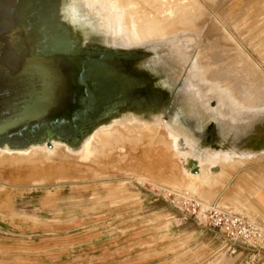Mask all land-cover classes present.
Masks as SVG:
<instances>
[{"label": "rangeland", "instance_id": "374dc122", "mask_svg": "<svg viewBox=\"0 0 264 264\" xmlns=\"http://www.w3.org/2000/svg\"><path fill=\"white\" fill-rule=\"evenodd\" d=\"M168 1L164 0L167 7L178 2ZM69 2L71 24L76 31H85L80 36L89 35V22L79 19L82 0H55L52 11L57 17L50 22V30L51 24L65 21ZM180 2L188 4L187 11L193 14H186L192 17L185 14L168 31L178 48H192L182 90L192 89L193 93L185 101L196 113L201 109L193 85L199 86L206 104L216 111L224 134L242 132L264 117V0ZM54 30L60 38L61 30ZM154 41L167 47L165 41ZM102 44L106 43L95 38L72 50L98 47L117 51H87L88 59L80 62L89 63L87 73L92 79L97 77V64L133 67L148 57L147 47L141 44ZM167 50L161 60L164 64L169 62L171 51ZM115 80L93 81L84 91L80 86L79 94L90 97H74L70 114L17 141L24 149H32L50 128L70 140L77 136L82 139L112 104L122 102L121 109L134 108L131 97L113 94ZM138 116L137 112H125L98 125L90 133L95 139L102 129L108 131L99 147L97 144V153L87 159L79 157L77 149L55 153L54 158L49 157L52 154L45 158L40 152L43 160L35 156L39 152L29 154L22 157L23 163L21 157L13 162L8 154L0 153V264H264V147H250L245 151L248 154L235 153L230 147L213 148L199 166L201 174L209 173L208 178L194 176L185 168L177 139L165 128L144 129L137 134L111 129L119 119ZM171 120L177 126L181 123ZM7 141H0V152ZM42 145L46 150L51 147ZM12 162L15 164L10 165ZM225 211L242 215L254 224L247 236L242 237L237 227L231 238L225 228L213 223L211 216Z\"/></svg>", "mask_w": 264, "mask_h": 264}, {"label": "bare ground", "instance_id": "6f19581e", "mask_svg": "<svg viewBox=\"0 0 264 264\" xmlns=\"http://www.w3.org/2000/svg\"><path fill=\"white\" fill-rule=\"evenodd\" d=\"M142 1L143 4H141V0L139 1L138 0H82L83 2V4L81 5L82 9L80 6L78 7V12H80V14L82 15L81 18L79 19L87 20L89 22L88 28L90 30H89V35L80 36V33H83L85 31L83 30L82 32L80 29L79 30L81 32L79 30L76 31L75 28L73 27L77 46H79L81 42L86 43L87 41H94L95 38H98L106 43V44H102L106 47L113 46L109 43H115L116 41L117 42L119 41V43L127 47L138 46L141 44L143 46H146L148 49V57L146 61L133 67L124 66V65L108 66L104 74L105 79L116 78L113 94L120 97L122 96L131 97V103L132 105H135V107L134 108L124 107L121 109L120 105L122 104V102H117L112 104L110 107H108L107 111H105L103 114L98 116L96 120L97 122L91 128L86 130L87 132L86 135L90 134L98 125L104 124L108 120L114 117H118L122 113L137 112L141 116H138V118L136 119L134 118L133 120L119 119L116 121L117 125L111 129H115L117 131L129 130V133L132 132L133 134V132L135 133L136 131L142 133L144 129L151 131L155 129L157 130L159 126L165 128V131H167L166 133H171V135L177 139V146L179 151L183 154L185 168L186 170L192 172L191 174H194V176L201 174L199 166L207 159L208 155L214 152L213 148L221 149V148L230 147V149L234 150L235 153L237 152L243 154H248L245 151L250 147H253V149L256 150L262 149L264 147V117L255 121L250 127H248L246 130L242 132H232L225 135L223 132V125L216 118V114H215L216 111L213 109V107H209L210 105L208 106L206 104L202 96V93L199 90V86L193 85V87L198 90L197 94H195L196 97L195 100L199 104V107L201 109L196 113L194 109L190 107L188 102L185 101L186 96L189 95L188 97H190L193 93L192 89H189L186 92L182 90L185 78L187 77V73L190 70L189 61L192 58V50H191L192 48L187 49L183 45H179L189 50V53L185 49L178 48V46H176V44L174 43L175 41L169 37L170 31L168 30L170 29L171 26H173V24L174 25L179 24L181 22L180 21L181 18L186 13H189L191 15L193 14L187 11L188 4L183 5L181 2L178 3L179 2L178 0L177 3H175L174 5L172 4L174 7H169V6L167 7L166 6L167 2L165 4L164 0H142ZM186 15L189 16L188 14ZM191 15L189 17H192ZM142 18L143 19L145 18L146 21H142L141 20ZM81 24L84 25L85 22ZM77 32L79 33V35L77 34ZM154 40L165 41L167 43L166 45L167 47L160 46L159 44L156 43L157 41ZM168 48L171 51L170 55L168 56L169 62L167 64H164L161 62V60L165 55L164 52H166ZM188 57L189 60L186 63V58ZM101 66L102 65L100 64L96 65L97 77L93 79V81H96L98 83L102 82ZM207 81H211V79H208ZM227 87L229 86H226V89ZM138 94L140 97H135ZM249 107L250 104L248 106V109ZM191 109L194 112L190 113L189 110ZM241 109H237V110H239L240 112ZM242 111H244V108ZM171 119L180 120L181 123H179V125L177 126L172 122ZM161 127H159V129ZM107 131L103 129L99 131L98 134L99 137H97L96 139L94 136L90 134L91 136H89L84 141L83 144H79V143L86 135L82 139L80 138V136H77L73 140H70L68 138L60 140L66 142V144H60L59 141H54L55 148L53 144L49 143V146H51L49 147V150L48 149L46 150L45 145L44 146L41 145V146H34V148H32L33 150L26 149L20 151V150H10L9 148L8 149L5 148L4 150H2L3 152L0 153L8 154L10 157V161L13 160V162H15L16 160H18V157H21V159L19 160H22L23 159L22 157H26L27 155L29 156V154H31L32 156V154L38 152H39L38 154L40 155L36 154L35 156H41L40 158L42 159L43 154L41 153H44V157L46 158L49 156L48 154H52L51 156H49L52 157L53 154L55 153L59 154L60 152L66 149L67 150L77 149L76 152H78L79 157H81L82 159H87L90 157L91 154L97 153L98 149L95 150L96 146L101 140V138L103 141V134ZM153 133H155V131ZM105 140L107 141L108 139ZM107 143L109 142L107 141ZM68 144L74 147H69ZM147 144L150 145L151 143L147 142ZM147 144L146 146L148 147L149 145ZM44 151L48 152L46 153L47 156H45ZM57 154H55V156ZM167 154H169V152ZM74 156L76 157V155ZM1 157L5 159L6 156L5 157L1 156ZM68 157L70 158L69 155ZM229 157L231 158V156ZM3 158L2 160H4ZM29 160H31V158ZM179 160H181V157ZM6 161L5 163H7ZM23 161L24 160L20 162L23 163ZM13 162L10 165H14L15 163L13 164ZM22 163L19 164L18 162L19 165L23 166ZM29 164L30 161L28 165ZM182 164L184 165V163ZM204 173H202L201 175H204ZM205 175L208 178L209 173L208 175L207 174ZM192 183L193 182H191V184Z\"/></svg>", "mask_w": 264, "mask_h": 264}, {"label": "flooded vegetation", "instance_id": "af4514ba", "mask_svg": "<svg viewBox=\"0 0 264 264\" xmlns=\"http://www.w3.org/2000/svg\"><path fill=\"white\" fill-rule=\"evenodd\" d=\"M54 3L55 0H0V128L12 125L30 97L69 98L62 104L64 107L58 99L57 102L53 101L55 105L50 120L17 129L11 126L10 134L0 136L2 142L9 140L5 148L10 150L28 149H24L17 140L36 133L44 125L56 122L55 119L64 114H70L74 97H90L89 94L78 92L80 86L83 91L88 90L93 82L91 74L87 73L89 63H77L68 57L61 61L62 56L77 53L87 57L88 51H72L77 45L71 24L73 14L70 12V2L65 9V21L51 24L50 30V22L57 17L52 11ZM55 27L62 32L60 38H57ZM86 57L84 59H88ZM107 68L101 66L102 83ZM61 75L63 81L60 80ZM135 97L140 96L138 94ZM65 138L50 128L39 136L34 146L49 145Z\"/></svg>", "mask_w": 264, "mask_h": 264}, {"label": "water", "instance_id": "95a60500", "mask_svg": "<svg viewBox=\"0 0 264 264\" xmlns=\"http://www.w3.org/2000/svg\"><path fill=\"white\" fill-rule=\"evenodd\" d=\"M85 50L94 53H116L115 49H106V48H98V47H86ZM73 59L77 63H79L82 59L86 57V55L82 53H77L70 56H62L61 61L64 59ZM48 60V59H45ZM61 81H63V77L61 75ZM61 101V105L64 102H67L68 97H30L28 103L23 106V111L18 115V118L12 122V125H8L6 127L0 128V136L10 134L12 132L11 126H14L16 129L25 126L32 125L40 121H47L51 119V113L53 110V101L56 102ZM64 107V105H62ZM10 126V127H9Z\"/></svg>", "mask_w": 264, "mask_h": 264}, {"label": "built area", "instance_id": "2783aa9c", "mask_svg": "<svg viewBox=\"0 0 264 264\" xmlns=\"http://www.w3.org/2000/svg\"><path fill=\"white\" fill-rule=\"evenodd\" d=\"M211 217L214 219L213 223L222 229L225 228L231 238L236 233L235 228L237 227L239 228L238 233L242 234V237L248 235L250 227H254V224L247 221L242 215H237L229 211H225L221 215L214 213Z\"/></svg>", "mask_w": 264, "mask_h": 264}, {"label": "crops", "instance_id": "0c3cea01", "mask_svg": "<svg viewBox=\"0 0 264 264\" xmlns=\"http://www.w3.org/2000/svg\"><path fill=\"white\" fill-rule=\"evenodd\" d=\"M243 261V260H242Z\"/></svg>", "mask_w": 264, "mask_h": 264}]
</instances>
